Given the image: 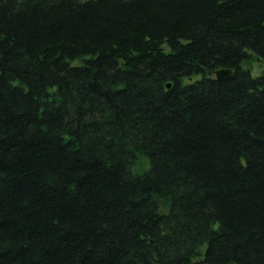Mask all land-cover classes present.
Returning a JSON list of instances; mask_svg holds the SVG:
<instances>
[{
    "label": "trees",
    "instance_id": "1",
    "mask_svg": "<svg viewBox=\"0 0 264 264\" xmlns=\"http://www.w3.org/2000/svg\"><path fill=\"white\" fill-rule=\"evenodd\" d=\"M0 264H264V0H0Z\"/></svg>",
    "mask_w": 264,
    "mask_h": 264
},
{
    "label": "water",
    "instance_id": "2",
    "mask_svg": "<svg viewBox=\"0 0 264 264\" xmlns=\"http://www.w3.org/2000/svg\"><path fill=\"white\" fill-rule=\"evenodd\" d=\"M234 70L231 68H222L215 72L217 78L224 79L229 78L233 75Z\"/></svg>",
    "mask_w": 264,
    "mask_h": 264
},
{
    "label": "rangeland",
    "instance_id": "3",
    "mask_svg": "<svg viewBox=\"0 0 264 264\" xmlns=\"http://www.w3.org/2000/svg\"><path fill=\"white\" fill-rule=\"evenodd\" d=\"M262 71V68L260 69H254L253 74L257 75Z\"/></svg>",
    "mask_w": 264,
    "mask_h": 264
}]
</instances>
